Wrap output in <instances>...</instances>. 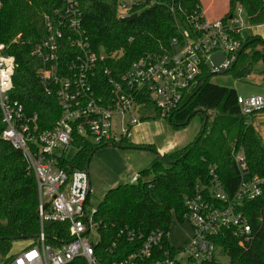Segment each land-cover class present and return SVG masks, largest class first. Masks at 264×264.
<instances>
[{"label": "built area", "instance_id": "obj_1", "mask_svg": "<svg viewBox=\"0 0 264 264\" xmlns=\"http://www.w3.org/2000/svg\"><path fill=\"white\" fill-rule=\"evenodd\" d=\"M60 1L62 9L42 16L46 37L31 53L41 62L36 75L59 111L50 130L40 131L37 115L26 113L21 104L10 99L16 65L0 43V116L4 126L0 138L20 153L35 179L39 225L35 244L6 264H70L77 259L84 264H230L228 249L218 242L230 237L237 239L240 247L250 244L252 227L244 205L264 193V176L248 175L241 149L232 147L230 152L239 177L232 195L226 192L216 168L209 167L207 184H197L183 197L181 221L188 223L192 234L179 249L170 245L169 231L155 230L143 236L127 227L102 246L94 220L97 207L87 210L91 193L88 174L70 169L66 154L72 146L79 151L76 140L95 148L128 143L131 129L139 124L132 116L136 110L152 106L157 118L166 121L181 109L204 71L213 75L233 68L242 48L243 10L237 7L228 15L230 19L226 15L210 20L196 6L182 22L174 18L178 35L170 40L168 49L143 55L114 80L109 72L99 69L105 56L91 49L77 1ZM137 1L118 0L117 19L132 15ZM170 12L174 14L173 9ZM216 53L223 55V62L213 67L210 58ZM236 105L245 119L264 111L261 96H237ZM127 180L129 185H137L140 177L130 173ZM47 223L65 226L67 241L46 243Z\"/></svg>", "mask_w": 264, "mask_h": 264}, {"label": "trees", "instance_id": "obj_2", "mask_svg": "<svg viewBox=\"0 0 264 264\" xmlns=\"http://www.w3.org/2000/svg\"><path fill=\"white\" fill-rule=\"evenodd\" d=\"M0 43L15 62L11 100L21 104L26 113L36 114L40 131L50 130L59 117L55 99L45 93L36 71L41 62L31 56L35 47L46 37L42 16L62 9L60 0H0ZM81 12V25L91 49L105 56L99 69L119 80L130 65L145 54H160L177 37L174 18L182 22L191 14L198 0H138L131 9L137 19L129 24L117 19L118 0H76ZM243 10L250 26L264 25L262 0H228V15L236 8ZM173 9L174 14L170 12ZM245 48L237 56L233 68L236 80L249 76L252 67L260 63L264 76V41L258 37L242 40ZM259 47V49H258ZM208 72L199 77L197 85L188 92L181 109L166 122L175 130L183 129L187 117L196 111L205 128L194 141L182 149L155 158L149 168L138 173L137 185H119L109 189L97 207L94 220L102 235V246L115 238L125 227L146 236L152 231H169L171 223L181 222L183 197L194 187L206 185L208 168L215 167L229 195L236 190L239 177L232 161V147L241 149L250 177L264 176V143L240 114L235 90L210 83ZM214 114L213 117L208 115ZM194 116V117H195ZM193 118V117H192ZM191 118V119H192ZM191 121V120H190ZM189 121V122H190ZM4 126L0 116V135ZM124 143L121 146H128ZM80 149L66 161L70 169L85 170L96 150L86 142L76 140ZM137 150L147 145L129 144ZM151 178L148 181L143 179ZM37 190L34 177L28 172L21 155L0 138V257L6 264L16 254L12 242L35 244L39 225L37 220ZM244 210L252 227L253 240L245 247L237 239L225 238L218 243L228 249L230 264H264V193L246 203ZM257 220H260L259 222ZM65 226L53 224L44 229L46 243L55 245L67 241ZM70 264H84L77 259Z\"/></svg>", "mask_w": 264, "mask_h": 264}, {"label": "rangeland", "instance_id": "obj_3", "mask_svg": "<svg viewBox=\"0 0 264 264\" xmlns=\"http://www.w3.org/2000/svg\"><path fill=\"white\" fill-rule=\"evenodd\" d=\"M198 3L206 10L205 15L208 17L221 13L225 7L224 12H228L227 0H201L202 6L199 0ZM240 18L243 23L240 32L241 40L258 36L264 38V25L250 26L245 15H241ZM261 71L262 65L258 63L252 67L246 78L236 80L233 78V72L230 71L213 75L209 81L214 85L233 89L241 97L261 96L264 99V77L260 74ZM208 115L214 116L212 112H209ZM132 116L138 120L139 124L131 129L128 146H101L96 148L89 159L87 174L91 193L87 210L91 207H98L110 188L128 184V174L139 173L149 168L151 162L156 158V154L162 156L164 153L182 149L191 144L200 132L202 125L200 118L195 116L186 127L175 130L165 120L157 118L152 106H149L147 110H136ZM246 122L252 126L264 143V111L253 114L252 117L246 119ZM129 144L147 145L154 150H137L129 148ZM77 152L74 146L70 147L66 154L67 159H73ZM150 178V176H146L143 180L148 181ZM191 234L192 231L188 223L174 220L169 228V243L173 248L179 249L189 241ZM29 244L30 242L25 240L13 241L12 253L24 250ZM1 262L2 258L0 257V264Z\"/></svg>", "mask_w": 264, "mask_h": 264}, {"label": "water", "instance_id": "obj_4", "mask_svg": "<svg viewBox=\"0 0 264 264\" xmlns=\"http://www.w3.org/2000/svg\"><path fill=\"white\" fill-rule=\"evenodd\" d=\"M230 17H231V16H228L229 19H230ZM136 19H137V15H136V14H132V15H130V16L127 17V18L121 19L120 22L125 23V24H129V23L135 21ZM244 48H245V46H242V48H241V50L239 51L238 55L240 54V52H241ZM210 61H211V64H212L213 67H218V66L223 62V55H222L221 53L213 54V55L211 56V58H210ZM217 74H223V73H217ZM217 74H213V75H217ZM213 75H212V76H213ZM196 114L201 115L202 112H201V111H196V112H194L192 115H190L189 117H187V119H186L184 125H187V124L189 123V121L191 120V118L194 117ZM206 120H207V117L204 116V122H203V124H202V131H203V129L205 128ZM168 121H169V120H168ZM160 157H161L160 154H156V158H160ZM87 168H88V164H87L86 167H85L86 172H87ZM89 188H90V186H89ZM50 226H51V224H49V223H47V224L45 225L46 228H48V227H50Z\"/></svg>", "mask_w": 264, "mask_h": 264}, {"label": "crops", "instance_id": "obj_5", "mask_svg": "<svg viewBox=\"0 0 264 264\" xmlns=\"http://www.w3.org/2000/svg\"><path fill=\"white\" fill-rule=\"evenodd\" d=\"M199 2H200V4H201V6H202V3H201V0H199ZM227 3H228V0H227ZM227 6V5H226ZM225 9H226V7L224 8V10L221 12V13H219V14H217V15H213V16H207V15H205L206 16V18H208V19H210V20H214V19H222V18H224L226 15H227V13L228 12H224L225 11ZM201 10L203 11V13L205 14L206 12V10L205 9H203V7H201ZM256 36H258V35H256ZM259 38H261L260 36H258ZM263 41H264V38H261ZM264 77V76H263ZM261 140H262V138H260ZM110 189H112V188H110Z\"/></svg>", "mask_w": 264, "mask_h": 264}]
</instances>
